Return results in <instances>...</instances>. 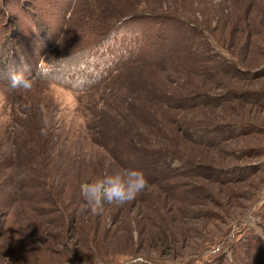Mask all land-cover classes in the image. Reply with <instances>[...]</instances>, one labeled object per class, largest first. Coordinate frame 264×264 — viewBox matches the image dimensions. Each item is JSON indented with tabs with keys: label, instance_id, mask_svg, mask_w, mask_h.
Returning <instances> with one entry per match:
<instances>
[{
	"label": "rangeland",
	"instance_id": "rangeland-1",
	"mask_svg": "<svg viewBox=\"0 0 264 264\" xmlns=\"http://www.w3.org/2000/svg\"><path fill=\"white\" fill-rule=\"evenodd\" d=\"M123 168L134 200L82 207ZM138 254L264 264V0H0V264Z\"/></svg>",
	"mask_w": 264,
	"mask_h": 264
},
{
	"label": "clouds",
	"instance_id": "clouds-1",
	"mask_svg": "<svg viewBox=\"0 0 264 264\" xmlns=\"http://www.w3.org/2000/svg\"><path fill=\"white\" fill-rule=\"evenodd\" d=\"M33 79L28 78L23 70L13 71L6 87L8 89H29ZM44 133V129H41ZM148 185L145 173L136 168H123L113 173L98 176L80 186L83 198L82 207L98 210L103 203L124 204L134 200ZM130 264H149L143 255H136Z\"/></svg>",
	"mask_w": 264,
	"mask_h": 264
}]
</instances>
